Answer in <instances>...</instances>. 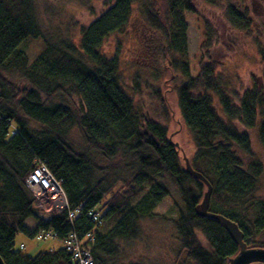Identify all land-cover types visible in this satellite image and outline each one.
I'll return each instance as SVG.
<instances>
[{"label": "trees", "instance_id": "obj_1", "mask_svg": "<svg viewBox=\"0 0 264 264\" xmlns=\"http://www.w3.org/2000/svg\"><path fill=\"white\" fill-rule=\"evenodd\" d=\"M200 1L220 13L203 19V57L192 76L186 13H196L194 0H107V8L78 34L47 29L37 0H0V256L5 264H75L63 246L35 255L15 249L18 234L35 238L48 230L61 241L73 230L81 239L93 232L94 264H142L127 257L126 245L139 236L143 220L157 217L154 210L173 190L180 201L172 222L184 253L178 264H229L239 252L220 221L197 213L208 188L183 165L168 126L127 92L119 49L113 57L104 52L112 34L126 32L134 4L145 21L135 60L146 70L134 75L133 90L150 87L148 81L161 84L167 68L180 75H170V81L176 82L179 111L194 142L189 163L212 186L209 211L235 222L250 247L264 248L263 200L255 210L264 166L250 133L238 127L257 128L264 146V45L254 36L244 0ZM220 19L229 27L222 33L211 23L220 26ZM231 34L251 38L262 64V81L251 73L252 87L238 103L217 76L236 45ZM29 40L42 41L34 60L22 49ZM154 91L167 112L164 93ZM74 128L82 133V150L71 141ZM42 163L61 182L71 210L82 206L72 224L67 210L41 217L26 179ZM94 208L102 211L99 226L89 215ZM30 218L33 227L26 224Z\"/></svg>", "mask_w": 264, "mask_h": 264}, {"label": "rangeland", "instance_id": "obj_2", "mask_svg": "<svg viewBox=\"0 0 264 264\" xmlns=\"http://www.w3.org/2000/svg\"><path fill=\"white\" fill-rule=\"evenodd\" d=\"M47 29H58L62 31H72L78 34L82 26L89 25L98 17L108 6L107 0H37ZM236 1V0H234ZM245 4L251 8L254 18V36L264 45V0H244ZM196 13H186L188 24L187 39L188 52L191 62L192 76H197L202 61V44L205 39V25L203 19L210 21L215 18L220 10L203 3L200 0H194ZM220 27L213 21L212 26L216 30L222 31L229 28L225 20L220 19ZM144 16L139 9L138 4H134L130 24L125 33L112 34L104 44V52L107 57H113L115 51L119 49V59L121 66L122 83L127 92L132 96L141 107L148 113L168 126L170 138L178 144L183 161L186 166V160L189 162L193 155L194 142L193 138L185 126L178 107V97L176 94V82L170 81V75L180 77L178 73L167 68L166 75L163 77L161 84H151L150 87H143L141 91L133 90L132 79L136 73L145 72V67L139 65L141 61L135 60L137 51L142 48L141 29L143 28ZM227 33V31H225ZM222 33V32H221ZM232 35V34H231ZM237 38L236 45L233 46V52L229 54L217 68V76L221 80L223 88L232 96L235 103H238L242 94L252 86L250 74L254 73L259 81H262L261 57L257 46L249 37L239 34L232 35ZM224 39L222 38V41ZM22 49L26 51L31 60L42 50L41 40H29L25 42ZM215 53V52H214ZM224 53V51H223ZM206 63L207 59H203ZM141 64V63H140ZM165 85V86H164ZM161 89L167 100V112L161 106L158 97L155 96L154 90ZM165 89L167 91L165 92ZM215 105L219 114L226 120L222 109L218 105L215 97ZM241 131H248L251 136L253 150L257 158L264 166V146L262 145L258 129H246L238 124ZM71 141L77 149H84L85 143L79 128H74L70 135ZM237 154L246 161L245 155L236 149ZM173 192V197L165 198L154 212L157 217L143 220L140 224L139 236L132 242L128 243L125 248L127 257L134 262L142 264H178L179 257L182 259L184 253L180 252L181 247L176 238V229L172 222L178 216V208L175 202L180 201L178 195ZM264 201V172L259 180V188L255 210L260 209V201ZM36 206L41 210L42 215H49L55 210H51L52 201L36 199ZM53 203V204H52ZM35 220L30 218L26 224L30 227L35 225ZM111 221L106 228L113 225ZM25 245L24 253L35 255L40 251H49L60 248L63 242L59 239H47L38 241L36 238H30L20 233L15 239V249L21 250V245ZM181 255V256H179ZM127 258V259H128ZM256 264V263H254Z\"/></svg>", "mask_w": 264, "mask_h": 264}, {"label": "built area", "instance_id": "obj_3", "mask_svg": "<svg viewBox=\"0 0 264 264\" xmlns=\"http://www.w3.org/2000/svg\"><path fill=\"white\" fill-rule=\"evenodd\" d=\"M26 186L34 194L38 201L47 200L52 201L53 205L51 210H55L49 215H42L43 219H50L52 214H60L63 211L67 210L69 215V220L71 224L73 223L77 214L82 211V206H79L75 210H71L61 182L53 175L49 170L46 164L42 163L36 167L33 172L29 174L26 179ZM90 217L92 218L94 224L99 226L102 224V211L97 208L92 209L89 212ZM35 238L38 241H43L47 239H58L57 234L52 231H42ZM94 241L93 232L87 233L84 238H79L76 231H71L70 234L62 239L63 247L70 252L72 255V261L75 264H94V258L92 254ZM21 250H25L26 246L21 245Z\"/></svg>", "mask_w": 264, "mask_h": 264}, {"label": "water", "instance_id": "obj_4", "mask_svg": "<svg viewBox=\"0 0 264 264\" xmlns=\"http://www.w3.org/2000/svg\"><path fill=\"white\" fill-rule=\"evenodd\" d=\"M176 146H178V144H176ZM186 169L191 175L197 177L202 182H204L208 188L201 204H199L197 207V213L220 221L224 225L225 229L229 233L232 240L239 246V252L230 259L229 264H254V263L264 264L263 247H250L244 241V234L235 222L231 221L230 219L226 218L221 214H216L209 211L210 196L212 192V186L210 182L202 174L194 171L187 160H186ZM0 264H5L1 256H0Z\"/></svg>", "mask_w": 264, "mask_h": 264}]
</instances>
